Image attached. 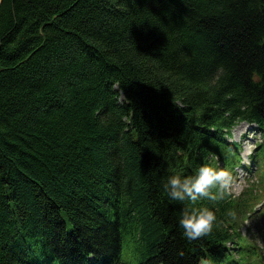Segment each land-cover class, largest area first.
Returning a JSON list of instances; mask_svg holds the SVG:
<instances>
[{
  "label": "trees",
  "instance_id": "1",
  "mask_svg": "<svg viewBox=\"0 0 264 264\" xmlns=\"http://www.w3.org/2000/svg\"><path fill=\"white\" fill-rule=\"evenodd\" d=\"M243 122L264 137V0H0V264H258L264 142L204 236L164 188L233 173Z\"/></svg>",
  "mask_w": 264,
  "mask_h": 264
},
{
  "label": "clouds",
  "instance_id": "2",
  "mask_svg": "<svg viewBox=\"0 0 264 264\" xmlns=\"http://www.w3.org/2000/svg\"><path fill=\"white\" fill-rule=\"evenodd\" d=\"M233 183L230 169L213 162L201 164L194 174L176 173L167 178L164 188L168 196L173 200L191 202L190 207L183 209L178 221L185 238L195 240L212 231L217 220L216 210L197 202L203 197L212 201L223 199Z\"/></svg>",
  "mask_w": 264,
  "mask_h": 264
},
{
  "label": "rangeland",
  "instance_id": "3",
  "mask_svg": "<svg viewBox=\"0 0 264 264\" xmlns=\"http://www.w3.org/2000/svg\"><path fill=\"white\" fill-rule=\"evenodd\" d=\"M255 125H247V124H239L233 131V136L230 139L232 143H239L241 156H242V164H244L245 168L238 167L234 173H232L234 178V183L232 185L230 193L234 195H239L244 189H246L249 185V178L254 179L256 181L258 177L259 169L255 164H250L249 157L251 154L255 153L256 148L263 141V138L259 132V130H255ZM249 166V170L247 167ZM259 190V189H257ZM251 228L252 232L257 231V225L255 219H250L246 222L245 228ZM245 234V229H243ZM249 237V235H248ZM253 238L252 236L250 237ZM258 241H261L258 238ZM125 249L123 251V259L126 261H130L134 258V262L138 263V253L134 252L132 249L133 240L129 238V240H125ZM232 246V245H231ZM258 264H264L263 259H258Z\"/></svg>",
  "mask_w": 264,
  "mask_h": 264
},
{
  "label": "bare ground",
  "instance_id": "4",
  "mask_svg": "<svg viewBox=\"0 0 264 264\" xmlns=\"http://www.w3.org/2000/svg\"><path fill=\"white\" fill-rule=\"evenodd\" d=\"M240 153H241V151H240ZM240 155H241V154H240ZM241 158H242V156H241ZM241 163H242V160H241V162H240V165L237 166V168H238V167H241ZM237 168H236V169H237ZM236 169H235V171H236ZM235 171H234V172H235ZM234 172H233V173H234Z\"/></svg>",
  "mask_w": 264,
  "mask_h": 264
}]
</instances>
